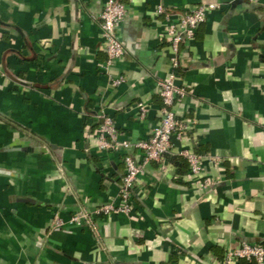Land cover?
Returning a JSON list of instances; mask_svg holds the SVG:
<instances>
[{"label":"crops","instance_id":"crops-1","mask_svg":"<svg viewBox=\"0 0 264 264\" xmlns=\"http://www.w3.org/2000/svg\"><path fill=\"white\" fill-rule=\"evenodd\" d=\"M104 1L0 0V264H222L243 242L264 245V0H131L119 25L126 53L109 71ZM160 3L170 21L218 5L176 68ZM172 70L188 91L174 108L189 125L173 152L205 155L201 176L179 174L170 152L164 168L142 166L128 212L95 213L120 203L125 172L123 151L98 147L101 117L119 140L148 138L157 81ZM82 208L92 226L70 221Z\"/></svg>","mask_w":264,"mask_h":264},{"label":"built area","instance_id":"built-area-1","mask_svg":"<svg viewBox=\"0 0 264 264\" xmlns=\"http://www.w3.org/2000/svg\"><path fill=\"white\" fill-rule=\"evenodd\" d=\"M131 0H105L99 18L102 29L101 49L106 56L105 68L110 67L125 55V47L119 32V25L127 13L128 2ZM251 4H260L262 0H244ZM218 7L216 3H201L193 5L183 12L177 13L176 21H170V13L166 11L162 3L156 6V13L163 15L165 19L163 38L168 43L173 55L170 57L173 68L177 66V57L181 45H186L195 37L198 27L206 20L207 14ZM176 73L172 70L165 79L157 81V94L161 105L159 108L160 120L152 130L150 136L144 140L131 143L128 139H118V129L111 117L102 116L98 124L99 149L111 151H123V163L125 172L119 191L120 203L114 204L108 201L99 205L95 213L109 214L111 212H128L131 208V199L137 176L144 164L156 162L161 168L165 167L166 154L172 152L183 158L193 175L201 176V159L205 156L184 148L175 147L173 140L182 139L189 129L188 123L177 115L175 104L179 102L188 91L185 86L176 84ZM123 81L122 76L111 79V86H116ZM140 116L148 111V106L140 102ZM131 147L142 152L141 163H137L131 154ZM211 182L203 178L202 187H208ZM53 227L61 226L64 221L58 215L53 217ZM71 222L84 225H93V217L85 209H79L71 218ZM252 261L256 264H264V245L243 242L238 248L227 250L222 264H238L239 261Z\"/></svg>","mask_w":264,"mask_h":264},{"label":"trees","instance_id":"trees-1","mask_svg":"<svg viewBox=\"0 0 264 264\" xmlns=\"http://www.w3.org/2000/svg\"><path fill=\"white\" fill-rule=\"evenodd\" d=\"M195 152L198 153L197 151H195ZM199 154H202V153H199ZM167 155L168 154H166L165 156L167 157ZM169 157H170L169 159L171 160V162H173L176 165L177 172L179 174L189 171L188 164L183 158H181V157H179L177 155L176 156H169Z\"/></svg>","mask_w":264,"mask_h":264}]
</instances>
